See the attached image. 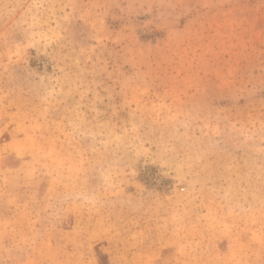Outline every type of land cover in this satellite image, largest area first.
<instances>
[{"label":"rangeland","instance_id":"rangeland-1","mask_svg":"<svg viewBox=\"0 0 264 264\" xmlns=\"http://www.w3.org/2000/svg\"><path fill=\"white\" fill-rule=\"evenodd\" d=\"M0 264H264V0H0Z\"/></svg>","mask_w":264,"mask_h":264}]
</instances>
